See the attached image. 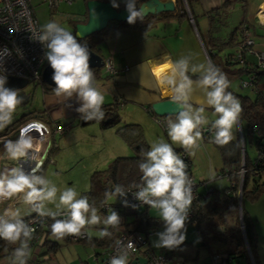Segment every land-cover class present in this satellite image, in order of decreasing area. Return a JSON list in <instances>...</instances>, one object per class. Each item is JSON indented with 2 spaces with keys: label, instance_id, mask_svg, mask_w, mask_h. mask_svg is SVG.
Here are the masks:
<instances>
[{
  "label": "clouds",
  "instance_id": "1",
  "mask_svg": "<svg viewBox=\"0 0 264 264\" xmlns=\"http://www.w3.org/2000/svg\"><path fill=\"white\" fill-rule=\"evenodd\" d=\"M112 6L119 7L115 0ZM125 6L128 24H134L137 19L143 20L144 11L137 7V0H125ZM188 17L193 19L190 10ZM260 22L264 24V19ZM33 38L47 49L46 58L54 70L52 80L56 85L53 89L55 95L65 101L75 95L82 102L76 111L83 114V120H103L105 96L96 86L94 71L89 66L88 48L55 20L44 24L38 32L33 33ZM189 71L193 74L199 72V79L193 81L188 75ZM6 80V76L0 75V130L12 123L14 113L24 102L18 90L5 87ZM166 83L173 90V104L180 109L175 120L167 121V137L171 143L159 140L143 152V160L138 165L142 173L141 183L135 185L137 191L134 196L142 204L157 210L164 225V230L156 234L159 239L153 241V245L175 249L186 239V224L193 203V182L189 178L187 164L172 145H179L189 155L195 154V150L201 147L203 128L209 125L205 107H194L192 103L194 84L203 90L206 105L214 110L217 117L209 129L213 131L216 145L223 147L235 139L233 129L240 120L243 108L240 99L228 91L231 82L227 75L210 60L190 68L187 57H181L174 62V72L166 77ZM3 143L9 160H19L33 148L32 137L24 130L17 139ZM127 192L122 185H116L105 196L108 199L124 198ZM19 194H23L24 203L31 207L33 213L42 218H51V235L57 240L67 236L82 237L83 230L101 223L105 227L100 230L99 238L103 239L111 236L109 226L116 228L121 222L118 213L112 210L102 220L88 196L80 195L74 186L61 190L52 181L36 175L35 170L26 173L20 167L0 172V203ZM47 204L54 205L56 210L48 208ZM123 204L128 206L126 198ZM35 232L36 228L25 222L19 209L9 207L0 214V240L12 245L19 242V246L12 250L10 264H28L32 251L29 242L34 239ZM88 236L90 239L89 233ZM132 247L129 243L118 256L110 260V264H128Z\"/></svg>",
  "mask_w": 264,
  "mask_h": 264
},
{
  "label": "trees",
  "instance_id": "2",
  "mask_svg": "<svg viewBox=\"0 0 264 264\" xmlns=\"http://www.w3.org/2000/svg\"><path fill=\"white\" fill-rule=\"evenodd\" d=\"M107 1L113 2V0ZM144 1L146 0H137V7L139 8V6ZM175 1L176 10L174 12H164L159 15H149L147 17H143V20L137 19L134 24H128L127 21H112L109 23L106 29L102 30L101 32L94 33L84 39H78L75 36V32L73 35L77 38L79 43L89 44L95 53L102 56L99 45L106 39V36L111 30L122 27H137L144 31H148L159 19H167L170 17L182 18L188 16L186 8H179L180 2H182V0ZM238 1L239 0L225 1V3L220 8H217L214 10V12L208 14L209 30L207 40L204 43L207 46L206 50L211 62L219 67L227 75V78L230 82H232L233 79L239 80L248 73H255L256 80H258L259 74L264 72V70H258L254 67L255 57H248V60L244 65H241L235 59L236 49L242 43V32L244 30V26L249 27L252 30V33L255 35L252 25L249 24L246 19H244L231 32H229L226 37H223L221 34L222 30H224L226 27V18L229 15L230 10L232 9L234 3ZM115 3L119 5L117 8L118 10L126 8L125 2L120 3L119 0H115ZM190 3L191 0H188V5L190 8L189 10L194 19V12ZM83 19L84 20L82 22H86L87 13L84 15ZM226 49L231 50V52L224 56V64L221 66L218 64V53ZM48 63L49 62L47 61L46 65ZM235 66L236 68H234ZM103 69L104 68L92 69L94 71L96 81L103 78ZM188 75L193 80H198L200 77V75H194L191 73H188ZM43 89L45 92H48L54 88L47 89L46 85H43ZM228 91L232 92L233 95L238 97L241 101L243 112L240 115L239 123L242 129L245 150H242L239 134L230 144L221 147L213 142V131L209 130L211 124L204 126L202 140L210 141L219 150L223 162V168L220 175L222 177H226L230 185L222 191H212L211 198H204V195L199 192L200 198L195 204V210L193 214L194 218L191 220H196L198 224L196 227H193V229H195L196 233L199 235V238H201V241L198 242L197 245L200 244L201 246L207 247L211 253V260L208 264H239V262L243 260H245L247 264H253L249 256V250L251 251L255 264H260L257 249L258 235L253 224V220L243 209V231L238 215V206L241 185L243 188L242 201L245 198L254 201L261 195V193L264 192V183L259 182L264 176V93L261 91V89H259V87H257L256 91H253L255 94L254 98L235 93L232 91L231 87H229ZM119 98L121 97H117L115 101L103 105L105 118L100 121L101 127L102 129H107L112 126H119L117 133L124 139V141L133 148L138 146L136 148L137 155L132 157H117L112 161L107 169L95 171L90 178L89 191L83 195L88 196L89 202L103 214L105 213L106 215H109L111 210L116 211L121 218V222L116 228L109 226V232L111 233L110 237L101 239L99 236H92L89 239L87 235V238L80 241H75L89 243L95 249H101V253H97L95 250L97 261L100 260V255H104V258L100 261V264H110L107 254L112 249L115 239L120 234L128 232L143 233L147 236L145 242V245H147L150 234L157 231L160 227H164L159 217L152 216L149 213L150 206L146 205L137 208H129L128 206H124L128 209V214L130 213V210H134L133 212L135 219L131 222H127L126 211H121L119 205H111L107 204L106 202L107 198L105 193L113 191L116 185H122L126 191L129 189H137L135 185L141 183L142 176L138 165L143 160V152L149 150V145L144 139L141 125L138 123H123L119 109L123 107L126 101L121 98L123 102L122 105H120V102H118ZM148 112L152 117L157 118L151 107L148 108ZM43 114L44 113L40 112L32 116H28L27 118ZM82 115L83 114L81 113L77 114L73 119H77L79 123H81L83 120L81 118ZM42 117L44 118L45 116L43 115ZM23 121L24 120L22 119L20 122L18 121L16 123L19 124ZM46 121L51 126L54 122H56L51 121L50 119H47ZM16 123L13 126L8 127L5 132H0V137L14 130ZM62 125L67 127L68 130L71 128L70 123H65ZM52 135L56 136L57 134ZM52 141L53 144L49 151L47 160L44 162L38 173L41 177L45 164L50 160L53 150L58 149L56 141ZM248 144L253 145L258 153L257 158L254 160L249 157L247 149ZM175 150L187 164L189 177L192 176V161L188 153L182 148H175ZM242 170H245L243 172L245 176L243 183L240 184ZM251 181L253 182V185L251 188H249ZM122 199L124 200V198ZM138 208L141 209L139 210ZM101 213L100 215L103 216ZM32 215L39 218V223L34 234V239L29 243L32 249L38 250L35 252V259L32 260L30 257L28 264H43L45 261H47V259L51 260L48 255L50 256V254L54 253L59 248V244L56 242L57 239L51 235V218H42L36 213H33ZM30 216L23 218L26 223ZM191 220H188L186 226L191 225ZM37 237L39 238L37 239ZM72 237L73 236H67L65 239L67 241H73ZM213 243L218 244L219 248L212 250L211 244ZM18 246V244L12 245L7 241L0 240V262L6 257H11L12 250ZM247 247H249V249ZM44 248H46V252L44 251L42 253L41 249ZM147 251L154 252L150 248L145 250V252ZM214 256H219L215 263L213 262Z\"/></svg>",
  "mask_w": 264,
  "mask_h": 264
},
{
  "label": "rangeland",
  "instance_id": "3",
  "mask_svg": "<svg viewBox=\"0 0 264 264\" xmlns=\"http://www.w3.org/2000/svg\"><path fill=\"white\" fill-rule=\"evenodd\" d=\"M119 2L124 3L125 0H119ZM183 4L184 2L182 0V2H180L179 8H185V4ZM194 4L195 1H191L190 5L192 10L194 8ZM30 6L36 18L38 19L40 29L47 22L55 20L66 30L71 31L72 34L75 32V25L81 23L84 20V15L87 13L85 0H75V2L71 5L63 3L58 7L57 10L50 8L49 4L43 3L42 0H30ZM256 10V6L254 7L253 5L249 7L247 11L246 8L244 9L242 2L234 4L226 18V27L221 32L222 36L226 37L229 32H231L244 19L253 21ZM260 33L264 35V30ZM253 36L255 38L254 34ZM229 52H231V50L226 49L218 53V64L221 66L224 64V56ZM234 68H236V66ZM102 73H105L104 69ZM43 85L46 84L33 81L28 83V85L23 89V92L27 97V101L18 106L16 112L13 115L12 123L0 130L1 133L5 132L8 127L13 126L16 122L23 119V116L25 115L29 116L40 112L48 115L45 105L46 95ZM230 87L235 93L247 95L251 98L255 97V94L251 88L243 89L240 87L238 79H233ZM46 88L49 89L51 87L46 85ZM47 93L54 92L53 90H49ZM106 100L107 99H105V101ZM119 110V113L123 116V123L131 121L139 122L142 127L144 139L148 143L149 148L152 143L159 140H164L168 143H171L167 137V127L166 129L161 127V125L155 119L149 117L146 114L145 109L142 107L130 105L126 102ZM175 117L176 115L169 116L167 121L169 119L175 120ZM65 122L70 123L71 128L69 130L67 129L68 131L65 136L59 137L60 135H58V137H56V140L59 142V148L53 150L50 161L47 162V165L42 173L43 178L52 181L61 190L66 187L74 186L77 192L80 195H83L89 191L90 178L95 171L107 169L112 161L117 157H132L137 155L136 148L138 146L133 148L124 141V139L117 133L119 126H112L107 129H102L100 121H94L83 126L77 119L73 118L65 120ZM16 125H18V123H16ZM16 125L13 133L18 127H16ZM233 134L234 137L239 134L240 138L238 124L236 128L233 129ZM52 144L53 141L51 142V147ZM172 146L174 149L180 148L179 145L173 144ZM247 149L249 157L252 160L256 159L258 153L255 150V147L248 144ZM212 152H216L217 154L218 151L210 145L205 147L201 142V147L195 150V154L191 155L195 179L200 185L198 189L199 192L205 196V198H211L212 191H222L230 185L226 177H218L223 168L221 154L219 153L220 155H214ZM2 159H6L5 152H0V160ZM211 163H213V166ZM36 175L39 176V174ZM244 176L245 174L241 175L240 184L243 183ZM259 182L264 183V176ZM252 185L253 182L251 181L249 188H251ZM206 191L211 192L208 197L205 195ZM106 202L107 204L111 205H119L121 211H126V218L131 219V216H128V209L124 207L122 197H116L112 199L107 198ZM46 206L51 208L53 211L56 210L55 206L52 204H47ZM18 209L22 217L33 214L31 207L25 204L24 201L19 204ZM243 209L253 220V224L258 235V254H260L262 264H264V192L261 193V195L254 201L245 198L242 201V205L241 203L239 204L238 215L240 223L243 222ZM150 210L152 214H155V216L158 217L157 210L151 208ZM100 213L101 212L98 211L99 215ZM101 214L103 215L101 216L103 220V218H105L107 215L105 213ZM104 227L105 226L103 223L100 225L90 226L86 228L87 235L89 233L90 237L99 236L100 230ZM163 230L164 227H160L155 233L148 237L147 246H150V248L156 254H167L171 256L174 259V264H208L210 262V251L207 249V247L201 246L200 244L196 245V242L199 240V235L191 225L186 226L185 241L175 249L157 248L153 245V241H158L159 239L156 234ZM56 242L59 244V248L54 253L50 254L51 257L47 254L51 260L47 259V261H45L43 264H100V261L104 258V255H100V260L97 261L96 251L97 253H101L102 250L95 249L89 243L67 241L65 238L62 240H56ZM17 244L19 245V242ZM218 246L219 245L216 243L211 244L212 250L216 249ZM247 248L249 249V247ZM37 250L38 249H32L31 256H33ZM44 250L46 252V248H44ZM33 257L35 258V255ZM0 264H10V257L4 258ZM239 264L247 263L245 260H243L240 261Z\"/></svg>",
  "mask_w": 264,
  "mask_h": 264
},
{
  "label": "crops",
  "instance_id": "4",
  "mask_svg": "<svg viewBox=\"0 0 264 264\" xmlns=\"http://www.w3.org/2000/svg\"><path fill=\"white\" fill-rule=\"evenodd\" d=\"M225 1L229 0H196L193 8L194 19L192 21L188 16L182 18L170 17L157 20L155 25L148 31L137 27H122L111 30L99 47L104 59L110 60L118 73L114 76H109L104 73L103 78L96 81V86L99 87L105 99H107L105 104H109L115 101L117 97H121L127 104L142 107L149 117L156 120V118L149 114L148 108L155 102L173 97V90L166 83V77L173 74L174 62L181 57H187L189 67L191 68L193 65H199L210 60L206 52L207 46L204 43L207 40L209 30L208 14L220 8ZM238 2H242L244 9L246 8L247 11L252 5L254 7L256 6L257 10L254 13L253 21H249L248 19L246 21L252 25L256 35V42L258 46H261L264 44V35L260 33L264 30V24L260 22L264 19V9L262 8L264 0H239ZM194 75L201 74L198 72ZM258 87L264 93V72L259 74ZM45 95V105L48 111V115L43 114L46 117H44L45 120L50 119L51 121L65 124V120L74 118L77 114H80L76 109L81 106L82 102L75 95L66 101L62 97H57L55 93L45 92ZM192 103L194 107H205V115L209 119V124L217 118L214 115V110L206 105L203 90L196 87L195 84ZM69 105L71 106L69 107ZM120 116L122 119L123 116L121 114ZM125 123L139 124V122L132 121ZM66 134L67 132L59 137H63ZM4 136L7 137L0 140V152H5L4 141L18 138V134L13 133V130ZM56 137L58 135H52L51 138L56 141L59 148V142L56 140ZM201 142L205 147L210 145L217 149L210 141L202 140ZM217 151V154L216 152L212 153L214 155H220L218 149ZM189 157L193 163L191 155ZM1 163L2 161L0 160V172H2ZM6 163L8 170L12 167H19L18 160H9ZM46 165L47 162L45 167ZM211 165L213 166V163ZM192 177L195 179L193 168ZM22 201L23 194L13 197L9 203L0 205V214H3L5 209L9 207L18 209ZM138 209L140 210L141 208ZM133 211H129L128 216H131V219L126 218L127 222L135 219ZM149 213L155 216V214L151 213L150 209ZM26 217L24 216L22 218ZM148 248L150 246L145 245L141 254H144ZM44 251V249H41V252ZM33 256H31L32 260L35 259ZM258 257L260 264H262L260 254H258ZM131 263L134 264L133 261Z\"/></svg>",
  "mask_w": 264,
  "mask_h": 264
},
{
  "label": "built area",
  "instance_id": "5",
  "mask_svg": "<svg viewBox=\"0 0 264 264\" xmlns=\"http://www.w3.org/2000/svg\"><path fill=\"white\" fill-rule=\"evenodd\" d=\"M173 1L176 4V1ZM42 2L48 3L50 8L57 10L61 4L66 3L71 5L75 0H42ZM183 2L189 13L188 0H183ZM39 30V22L30 6V0H0V75H4L6 78H21L28 82H42V72L47 63L46 47L39 40L33 38V33ZM242 33V43L236 49L235 59L241 65H244L248 57H255L254 67L258 70H264V44L258 46L252 30L249 27L244 26ZM5 49L7 51H5ZM103 68L108 75L114 76L118 73L110 60H105ZM239 83L240 87L243 89L251 88L253 91H256L258 87V80H256L255 73L246 74L243 78L239 79ZM118 102L122 105L123 100L119 98ZM156 121L161 127L166 129L167 118L157 116ZM67 129V127L58 122H54L52 126L49 125L41 115L28 118L22 122L14 133H17L19 136L22 130H27V134L32 137L33 148L29 150L27 156L18 160L19 167L26 173L35 170V174H38L48 156L52 142V134L63 135ZM5 137L7 136H1L0 140ZM1 161L2 172L8 171L6 162L9 161V159L6 158ZM244 171L245 170H242L241 173L243 174ZM218 177L222 176L218 175ZM189 178L193 182V203L189 209L188 217V220H191L194 218L195 204L200 198V193L198 190L199 184L192 176ZM127 191L124 199H127L129 208H134L132 205H135V208L146 206V204H142V202L135 198L134 192L137 191V189H129ZM210 193V191H206V197H208ZM203 197L205 198V196ZM11 200L4 201L0 203V205L7 204ZM191 221L192 227L198 225L196 220ZM27 223L37 230L39 218L31 215ZM83 231L84 235L82 237H72V240L76 241L87 238V232L85 230ZM38 238L39 237H37V239ZM146 239L147 236L140 232L120 234L115 239L112 249L107 254L109 263L114 256H118L120 252L131 243L133 247L129 250L128 264L138 257L146 259L147 264H174V259L167 254L158 255L152 251L141 254ZM200 241L201 238L196 242V245ZM218 258L219 256H214L213 262L215 263Z\"/></svg>",
  "mask_w": 264,
  "mask_h": 264
},
{
  "label": "water",
  "instance_id": "6",
  "mask_svg": "<svg viewBox=\"0 0 264 264\" xmlns=\"http://www.w3.org/2000/svg\"><path fill=\"white\" fill-rule=\"evenodd\" d=\"M111 1H103V0H87L86 7H87V20L86 23H78L75 25V36L78 39H84L88 36L101 32L102 30L106 29L110 22H126L127 18V11L126 8L117 9L112 6ZM139 7H141L144 11V17L149 15H159L164 12H174L176 10V4L173 0H146L144 1ZM88 48L89 51V66L90 69H100L104 67L105 60L104 58L95 53L89 44H82ZM54 70L50 67L48 63L42 72V82L48 85L51 88H55L56 85L52 80ZM28 81L21 78L9 77L6 80L5 87L10 89L18 90L19 95L24 97V102L27 101V97L23 92V89L28 85ZM151 109L153 113L158 117H165L168 118L169 116H174L180 110L178 109L172 102V98H165L158 102H155L151 105ZM24 117V116H23ZM22 117V118H23ZM95 119L92 121H81V125H87L89 123L94 122ZM109 122V121H107ZM239 130H240V141L242 150H245V144L242 135V129L240 123L238 122ZM242 185L240 189V198L239 204L242 205ZM242 230L243 229V222H241ZM249 255L251 256V260L253 264L255 261L249 250ZM134 264H147V260L141 257H138L136 260L133 261Z\"/></svg>",
  "mask_w": 264,
  "mask_h": 264
},
{
  "label": "flooded vegetation",
  "instance_id": "7",
  "mask_svg": "<svg viewBox=\"0 0 264 264\" xmlns=\"http://www.w3.org/2000/svg\"><path fill=\"white\" fill-rule=\"evenodd\" d=\"M81 23H86V22H81ZM29 116H32V115H29ZM27 117H28V116L24 117L23 120L25 121V119H26ZM29 118H30V117H29ZM21 120H22V119H21ZM19 122H20V121H19ZM20 124H21V123H19L18 125H16V127H17V126H20Z\"/></svg>",
  "mask_w": 264,
  "mask_h": 264
},
{
  "label": "bare ground",
  "instance_id": "8",
  "mask_svg": "<svg viewBox=\"0 0 264 264\" xmlns=\"http://www.w3.org/2000/svg\"><path fill=\"white\" fill-rule=\"evenodd\" d=\"M262 8L264 9V5L262 6ZM254 12V11H253ZM264 15V14H263Z\"/></svg>",
  "mask_w": 264,
  "mask_h": 264
},
{
  "label": "snow or ice",
  "instance_id": "9",
  "mask_svg": "<svg viewBox=\"0 0 264 264\" xmlns=\"http://www.w3.org/2000/svg\"><path fill=\"white\" fill-rule=\"evenodd\" d=\"M32 127H35V126H32ZM25 131H27V130H25Z\"/></svg>",
  "mask_w": 264,
  "mask_h": 264
}]
</instances>
